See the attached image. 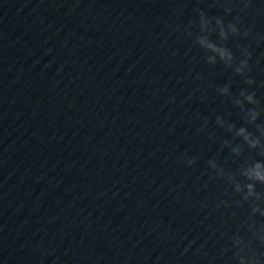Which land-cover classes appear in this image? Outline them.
<instances>
[{
  "label": "water",
  "instance_id": "1",
  "mask_svg": "<svg viewBox=\"0 0 264 264\" xmlns=\"http://www.w3.org/2000/svg\"><path fill=\"white\" fill-rule=\"evenodd\" d=\"M243 7L1 0L0 264H235L224 249L248 205L207 162L235 171L255 155L222 148L233 137L216 123L244 126L224 85L264 107V0ZM200 11L240 17L225 44L237 61L251 52L255 85L207 63Z\"/></svg>",
  "mask_w": 264,
  "mask_h": 264
},
{
  "label": "clouds",
  "instance_id": "2",
  "mask_svg": "<svg viewBox=\"0 0 264 264\" xmlns=\"http://www.w3.org/2000/svg\"><path fill=\"white\" fill-rule=\"evenodd\" d=\"M252 0H243L244 7L241 12H246ZM230 7L225 8L226 13H231ZM199 32L195 42L205 52V59L209 65L215 66L217 62H222L226 67L232 68L236 75L245 77V82L251 87L256 84L254 79L247 78L251 71L249 61L252 54L247 48H241L242 57L237 61L232 50L226 46L225 41L229 37L241 35V29L237 25L240 23V17L234 18L235 22H229L225 25L222 18H208L203 11L199 13ZM213 21L215 22L213 24ZM193 27L192 22L188 28ZM215 33L219 37V42L211 39ZM244 37L252 35L250 30L245 29L242 33ZM188 35H192L191 31ZM221 96L228 97L232 103L239 108L244 126L236 127L230 121H225L223 117L217 116L216 123L233 137L232 141L225 140L222 148H228L231 155L237 159L244 156L245 148L250 153L235 171H230L219 165L216 160H209L208 166L215 173L216 177L227 181L232 189L234 196L238 197L233 203L236 206L248 205V214L240 222V226L229 239V246L224 252H232V260L235 264H264V253L257 250V245L264 248V222L257 220L260 217L264 220V122H260L261 114L264 113V107L256 98V93L248 89H241L238 95H233L229 85L217 88ZM251 106V107H249ZM204 127H207L205 122ZM242 143H234L235 140ZM259 157V158H257ZM188 166L195 163L194 158L184 157ZM259 186V188H258ZM221 203L225 206L228 201ZM235 215V213H233Z\"/></svg>",
  "mask_w": 264,
  "mask_h": 264
}]
</instances>
